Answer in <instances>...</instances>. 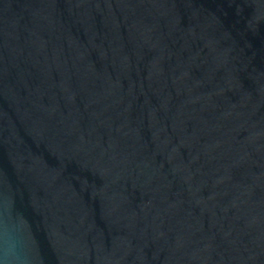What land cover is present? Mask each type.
<instances>
[{"label":"water","instance_id":"obj_1","mask_svg":"<svg viewBox=\"0 0 264 264\" xmlns=\"http://www.w3.org/2000/svg\"><path fill=\"white\" fill-rule=\"evenodd\" d=\"M30 264H264V0H0V248Z\"/></svg>","mask_w":264,"mask_h":264},{"label":"clouds","instance_id":"obj_2","mask_svg":"<svg viewBox=\"0 0 264 264\" xmlns=\"http://www.w3.org/2000/svg\"><path fill=\"white\" fill-rule=\"evenodd\" d=\"M5 243L0 248V264H30L22 231L15 224H4Z\"/></svg>","mask_w":264,"mask_h":264}]
</instances>
